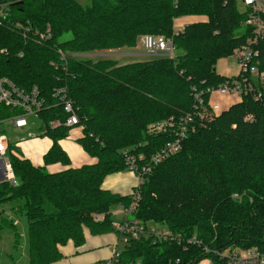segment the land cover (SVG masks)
Segmentation results:
<instances>
[{
    "label": "trees",
    "instance_id": "trees-1",
    "mask_svg": "<svg viewBox=\"0 0 264 264\" xmlns=\"http://www.w3.org/2000/svg\"><path fill=\"white\" fill-rule=\"evenodd\" d=\"M23 1L10 7L0 27V79L12 80L25 92L38 88L45 102L38 114L39 136L50 139L52 147L44 166H36L9 144L18 185L0 183V209L20 206L28 230V263L55 264L64 258L60 247L70 242L82 247L88 232L120 235L111 208L129 207L132 195L104 190V180L128 170L126 153L144 166L176 140L173 132L148 134V127L194 114L193 88L204 92L208 104L207 90L229 79L217 74L218 61L231 57L251 36L245 26L249 11L241 0H90L86 6L75 0ZM189 16L208 21L176 34L175 20ZM17 23L24 30L12 26ZM48 28L51 39L40 41ZM149 35L171 40L179 56L121 65L90 57H69L65 63L59 54L136 49ZM258 49L264 71V41ZM61 87L75 103L83 131L77 142L96 160L92 165L71 167L60 142L72 128L51 125L67 118L54 97ZM20 114L0 104V122ZM180 145L136 190L140 199L133 215L172 237L131 241L122 263L227 264L221 254L228 249L264 252V102L248 95L219 116L204 121L195 116ZM52 166L63 169L52 172ZM3 212L0 240L10 230L18 241V226ZM96 215L104 219L97 222ZM192 238L195 243L189 242Z\"/></svg>",
    "mask_w": 264,
    "mask_h": 264
},
{
    "label": "built area",
    "instance_id": "built-area-1",
    "mask_svg": "<svg viewBox=\"0 0 264 264\" xmlns=\"http://www.w3.org/2000/svg\"><path fill=\"white\" fill-rule=\"evenodd\" d=\"M24 2L23 0H11L0 4V27H3L10 17V7L13 4ZM241 5L244 9L249 11L245 26L250 29L251 36L246 44L234 51L232 57L239 64V73L229 78L224 84L217 89H209L208 104L204 101V92L197 91L193 88L194 94V114H187L178 120L170 119L161 123H155L148 127V134L160 135L169 132L175 134L176 140L167 144L162 151L151 156L149 163L144 166H139L134 156L125 154V163L129 170L133 171L138 179V186L133 191L132 202L129 207L123 204L119 205V213L122 220H116L115 230L119 235V243L113 250L111 257L95 262L93 264H123L122 252L124 248L129 245L131 241H140L142 238L155 236L168 238L172 237L169 233L160 232L154 226H146L139 220L133 217L137 211L139 194L136 190L143 183L146 176L151 174L153 170L161 165L162 162L170 158L181 148V142L185 139L186 133L189 131V126L193 125L195 116L204 121L210 117L219 116L223 112L229 110L234 102L241 103L243 98L251 95L256 102H264V71L261 70L260 50L259 45L264 41V0H241ZM16 30H24L20 24H13ZM25 31L29 32V29ZM38 35V33H36ZM51 29L48 28L45 34L40 35V41H47L51 39ZM142 47L149 57H168L173 58L174 46L171 40L161 36H145L141 39ZM1 53H6L2 50ZM60 58L66 63L69 57L71 58H86L89 55H66L59 51ZM53 65V64H52ZM54 97L58 99L59 104L64 108L67 118L65 121H56L51 123L53 126H63L67 128H77L80 124L75 103L69 98L68 90L65 87L54 90ZM224 99L227 103L224 104ZM43 102L39 98V90L37 87L33 88L31 92H25L19 86L8 79H0V104L15 111H22V114L13 116L9 119L0 122V178L4 176L3 182H8L11 186H17L18 181L13 172L9 155V138L7 134H2L3 130H7V126L13 130H24L29 126L30 118H37L39 112L43 109ZM249 120L253 117L248 116ZM30 137L33 135H29ZM139 159H143L142 155ZM235 196L234 198H238ZM104 219L102 215L94 216V220L99 222ZM190 243H195L196 239L192 238ZM121 245L124 246L120 250ZM226 259L227 264H264V252L258 248L242 249L232 248L226 250L221 254ZM142 264V263H137Z\"/></svg>",
    "mask_w": 264,
    "mask_h": 264
},
{
    "label": "crops",
    "instance_id": "crops-1",
    "mask_svg": "<svg viewBox=\"0 0 264 264\" xmlns=\"http://www.w3.org/2000/svg\"><path fill=\"white\" fill-rule=\"evenodd\" d=\"M207 21L208 18L206 17L193 16L178 19L176 22H178L177 25L179 26L181 24L183 26H187L189 23H204ZM123 56H129L132 60V63L145 62L151 59L148 58L146 53L140 52H135L133 54H127ZM227 101V99H224V104H226ZM238 103L239 101H236L233 105ZM77 128L72 129L71 136L69 138L60 142V145H62V149L68 155L69 160H71L70 164L73 168H81L82 166L92 165L96 162V160L91 158L84 151L81 145L78 144L77 140L83 136V131L82 128ZM9 131H11V136L7 135L9 138V143H14L16 147L20 149L22 155L25 158L29 159L34 165L44 166V157L52 147L51 140L46 137L45 139L36 140V137L41 134H23V130H13L10 128L6 130V134H8ZM29 135H33L31 137L36 139L31 141L29 145L23 144L22 142L29 138ZM49 169L50 171L54 172L62 170L63 168L62 166H52L49 167ZM137 186L138 179L135 173L120 172L116 173L115 175L112 174L108 176L104 180L102 188L106 191L112 192L113 194L118 193V195L127 196L131 195ZM16 225H18V223H16ZM85 238L86 242L82 247L77 248L72 242H70L66 247H60V251L62 252L64 258L62 259V261H59L55 264H93L98 261L101 262L102 260L111 257L113 250L119 243V236L116 233H110L106 235L101 234V236H94L88 232L86 233Z\"/></svg>",
    "mask_w": 264,
    "mask_h": 264
},
{
    "label": "rangeland",
    "instance_id": "rangeland-1",
    "mask_svg": "<svg viewBox=\"0 0 264 264\" xmlns=\"http://www.w3.org/2000/svg\"><path fill=\"white\" fill-rule=\"evenodd\" d=\"M77 3H80L82 6H86L89 4L90 0H75ZM193 17V16H189ZM194 17H202V16H194ZM178 20V19H177ZM175 20L174 23V30L175 33H181L184 28L186 27L183 26L182 24L179 26L177 25L178 22ZM195 24V23H194ZM188 25H191L190 23ZM187 25V26H188ZM137 50L135 49H127V50H122V51H112V52H102V53H93L90 55V58L94 61H99V60H112L115 62H119V64H129L132 63V60L129 56H123L127 54H133L135 52H140V53H145L141 39L138 41L137 45ZM179 56V52L177 53L176 51L174 52L173 58H177ZM148 58L152 59L153 57ZM157 58V57H156ZM216 72L217 74L231 78L236 76L239 73V64L237 61L231 56L228 58L220 59L216 65ZM39 120L37 118H30L29 119V126L23 130V134L25 133H35L37 135L40 134L38 127L40 123H38ZM7 129H9V126H7ZM78 129V128H77ZM11 136V131L7 134ZM18 135V134H17ZM71 136V132L69 137ZM37 138V139H36ZM36 138L29 137L26 140H24L22 143L25 145H29L31 141L33 140H38V139H45L43 136H38ZM120 173V172H119ZM121 173H134L131 170H126ZM116 174V173H115ZM113 174V175H115ZM112 175V174H111ZM110 176V175H109ZM108 177V176H107ZM3 209V213L6 217L9 219H12L15 221V223H18V228L21 233V237L18 241L14 238V233L11 232L10 230H6L2 233V240H0V264H29L28 263V244H27V225L24 220V216L20 211V206H18L17 203L14 204H8L4 207H2L0 210ZM119 206H113L111 208V213L113 215V219L115 221L117 220L118 222L122 220V217L118 215L119 213ZM25 235V236H24ZM15 247V248H14ZM124 248L123 245H121L120 250L122 251ZM209 264V261L206 260V262H203L201 264Z\"/></svg>",
    "mask_w": 264,
    "mask_h": 264
},
{
    "label": "water",
    "instance_id": "water-1",
    "mask_svg": "<svg viewBox=\"0 0 264 264\" xmlns=\"http://www.w3.org/2000/svg\"><path fill=\"white\" fill-rule=\"evenodd\" d=\"M4 179H5L4 176H2V177L0 178V183L3 182Z\"/></svg>",
    "mask_w": 264,
    "mask_h": 264
}]
</instances>
